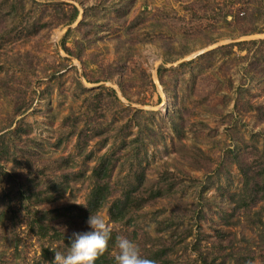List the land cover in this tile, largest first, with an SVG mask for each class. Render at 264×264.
Here are the masks:
<instances>
[{"label":"rangeland","instance_id":"1","mask_svg":"<svg viewBox=\"0 0 264 264\" xmlns=\"http://www.w3.org/2000/svg\"><path fill=\"white\" fill-rule=\"evenodd\" d=\"M263 39L264 0H0V264L34 263L30 216L84 204L102 155L111 195L96 214L116 238L139 252L169 244L171 264H198L195 248L222 233L228 264L240 253L264 264L252 224H264V194L228 216L238 165L264 146ZM137 174L141 190L160 193L129 223L109 221ZM47 187L53 201L28 208V190ZM67 216L51 224L87 229Z\"/></svg>","mask_w":264,"mask_h":264},{"label":"trees","instance_id":"2","mask_svg":"<svg viewBox=\"0 0 264 264\" xmlns=\"http://www.w3.org/2000/svg\"><path fill=\"white\" fill-rule=\"evenodd\" d=\"M77 15V8L74 5L71 6V10L67 14L63 24H71L76 20ZM69 32L70 29H67L62 37L61 45L66 53L73 55L74 53L72 50L65 45V39ZM261 41H264V39ZM256 108L262 115H264L263 106L257 105ZM260 155V158H257L255 163L254 161L252 164L243 162L242 164L238 165L240 171L242 172L243 178L238 192L231 194V201L234 203V205L232 207V211L228 214L229 217H232L241 210H254V206L257 204L258 200L263 198L264 146H262ZM110 165L111 163L108 158L102 155L98 158L96 165L92 167L90 174L91 187L85 199V203L83 204L86 205V207L83 205H70L62 208H53L48 210L43 209L37 212L35 211V214L30 216L28 226L35 234L37 239H39L41 242L39 254L33 264H52L54 256L53 251L65 252L69 246L68 237L71 235L72 231L58 229L51 224L53 223L52 221L56 220L59 216L68 215V221L75 218L78 220V223L83 224L85 223L89 214H96L98 209L104 205L108 197L111 195V186L109 183L111 170ZM65 180L67 181L66 177ZM140 185L141 174H137L133 180L126 185L122 193L109 202L107 207L109 221H126L129 223V220L132 218L131 214L135 209L140 208L145 201L155 197V195L160 193L158 188L152 191L141 190ZM48 189L49 188L47 187L45 190H37L34 192L32 190L26 189L29 191V196L25 197L28 201L27 207H34L43 200L47 202L53 201V192H50ZM143 193L147 194V196H143ZM19 194L20 198H24V192H19ZM261 207H264V205ZM252 224L261 226L262 232H264V224L261 218H258V221L255 223L253 220ZM218 235L217 242L215 243L214 247H212L213 249L202 251L200 248H195L197 257L196 259L199 261L198 264H228V254H220V251L223 252L224 248H226V246L222 243L223 238L220 237L222 233L221 235ZM115 240L116 235L111 231L108 245L104 253L97 257L95 264H115L114 255L112 254ZM171 251V245L162 244L161 246H156L148 250L146 249L145 251L140 252V255L153 261L154 264H171L172 261L169 255V252ZM230 256L234 258L233 261L236 264H245V254L240 253L237 256Z\"/></svg>","mask_w":264,"mask_h":264},{"label":"clouds","instance_id":"3","mask_svg":"<svg viewBox=\"0 0 264 264\" xmlns=\"http://www.w3.org/2000/svg\"><path fill=\"white\" fill-rule=\"evenodd\" d=\"M85 223L86 230L74 231L68 237L69 246L65 252L53 251L52 264H95L97 257L104 253L112 231L106 219L89 214ZM115 244L118 249L115 264H154L140 255L138 246L128 237L118 236Z\"/></svg>","mask_w":264,"mask_h":264}]
</instances>
